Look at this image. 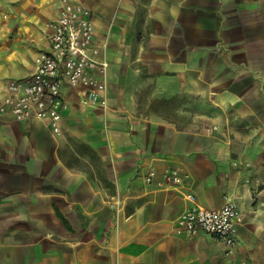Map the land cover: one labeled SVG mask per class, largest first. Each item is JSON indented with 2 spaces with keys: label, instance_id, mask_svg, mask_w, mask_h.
Instances as JSON below:
<instances>
[{
  "label": "crops",
  "instance_id": "0c3cea01",
  "mask_svg": "<svg viewBox=\"0 0 264 264\" xmlns=\"http://www.w3.org/2000/svg\"><path fill=\"white\" fill-rule=\"evenodd\" d=\"M74 1L109 107L64 88L58 134L0 111V264H264V0ZM60 8L0 0V105ZM191 197L237 205L232 250L178 226Z\"/></svg>",
  "mask_w": 264,
  "mask_h": 264
},
{
  "label": "built area",
  "instance_id": "2783aa9c",
  "mask_svg": "<svg viewBox=\"0 0 264 264\" xmlns=\"http://www.w3.org/2000/svg\"><path fill=\"white\" fill-rule=\"evenodd\" d=\"M61 8L51 22L49 49L42 53L34 71L26 78L10 81L0 111L9 110L16 120L45 119L53 133L60 132L64 88L82 87L83 104L105 110L109 107L105 62L95 58L94 25L89 9L74 0H60ZM155 171L145 181L150 183ZM180 171L167 168L164 173L173 184L182 181ZM192 204L177 217L178 226L188 235L209 234L219 238L227 250L236 245L239 221L237 205L227 200L212 208Z\"/></svg>",
  "mask_w": 264,
  "mask_h": 264
}]
</instances>
